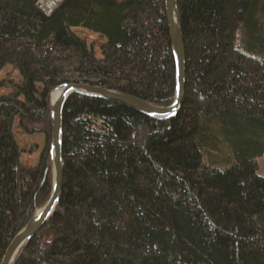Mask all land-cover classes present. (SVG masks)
<instances>
[{
	"label": "trees",
	"instance_id": "16d2710c",
	"mask_svg": "<svg viewBox=\"0 0 264 264\" xmlns=\"http://www.w3.org/2000/svg\"><path fill=\"white\" fill-rule=\"evenodd\" d=\"M177 4L178 115L155 120L72 96L58 208L16 264H264V0ZM77 29L105 40L101 59ZM8 66L22 81L0 97V264L52 194L54 89L82 82L160 108L175 102L166 0H64L51 17L37 0H0V72ZM16 121L26 134L44 128L36 167L22 164Z\"/></svg>",
	"mask_w": 264,
	"mask_h": 264
},
{
	"label": "water",
	"instance_id": "95a60500",
	"mask_svg": "<svg viewBox=\"0 0 264 264\" xmlns=\"http://www.w3.org/2000/svg\"><path fill=\"white\" fill-rule=\"evenodd\" d=\"M167 19L171 45L176 63L177 92L175 102L168 108L156 107L135 97L109 91L86 83H67L50 93L52 143L51 169L53 172L52 194L48 203L39 210L26 227L14 238L8 247L1 264H16L18 257L30 241L41 231L48 220L56 213L62 192L63 182V112L67 101L75 95H87L126 106L155 120H170L181 110L186 89V54L183 42L181 20L177 0H166ZM60 91L59 98L52 102V94Z\"/></svg>",
	"mask_w": 264,
	"mask_h": 264
},
{
	"label": "rangeland",
	"instance_id": "374dc122",
	"mask_svg": "<svg viewBox=\"0 0 264 264\" xmlns=\"http://www.w3.org/2000/svg\"><path fill=\"white\" fill-rule=\"evenodd\" d=\"M52 1L54 0H46L43 2V4L48 6L49 3H51ZM63 1L64 0H60V5L63 3ZM119 1H124V0H119ZM75 33L77 34L78 37H80L81 39L87 42L88 48L95 53L98 59L102 58L100 47L104 44L105 40H103L100 36L94 35L84 29H77L75 30ZM68 77L70 81H75L78 78V76L73 75L71 73ZM21 81H22L21 76L14 67L8 66L4 70H2L0 72V97L13 95L15 93L16 87L21 84ZM39 131L40 132L31 135L26 134L25 132L22 131V129H20L19 121H16L15 134L19 146L23 151L22 164L27 165L29 167H36L39 164L41 154L46 147L47 136L44 132V128H42V130ZM259 169H260V175L264 177V157L259 159ZM52 179H53V172H52ZM42 208L38 209L36 213Z\"/></svg>",
	"mask_w": 264,
	"mask_h": 264
},
{
	"label": "built area",
	"instance_id": "2783aa9c",
	"mask_svg": "<svg viewBox=\"0 0 264 264\" xmlns=\"http://www.w3.org/2000/svg\"><path fill=\"white\" fill-rule=\"evenodd\" d=\"M37 7L43 14L48 17H51L54 12L60 7V2L59 0H54L49 3L48 6H46L45 4H43L42 0H37Z\"/></svg>",
	"mask_w": 264,
	"mask_h": 264
},
{
	"label": "bare ground",
	"instance_id": "6f19581e",
	"mask_svg": "<svg viewBox=\"0 0 264 264\" xmlns=\"http://www.w3.org/2000/svg\"><path fill=\"white\" fill-rule=\"evenodd\" d=\"M44 1H46V0H44ZM59 2H60V0H59ZM59 96H60V91H56L55 93H53L52 94V102H55L59 98Z\"/></svg>",
	"mask_w": 264,
	"mask_h": 264
}]
</instances>
